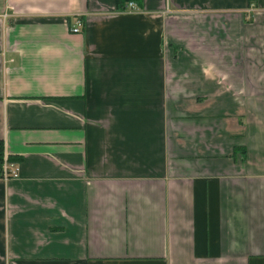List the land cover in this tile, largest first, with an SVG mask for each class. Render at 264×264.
Returning <instances> with one entry per match:
<instances>
[{
	"label": "crops",
	"instance_id": "obj_1",
	"mask_svg": "<svg viewBox=\"0 0 264 264\" xmlns=\"http://www.w3.org/2000/svg\"><path fill=\"white\" fill-rule=\"evenodd\" d=\"M136 6L0 0V264H264V0Z\"/></svg>",
	"mask_w": 264,
	"mask_h": 264
},
{
	"label": "trees",
	"instance_id": "obj_2",
	"mask_svg": "<svg viewBox=\"0 0 264 264\" xmlns=\"http://www.w3.org/2000/svg\"><path fill=\"white\" fill-rule=\"evenodd\" d=\"M130 2L139 4L141 0H116L117 9L120 11H125ZM19 158H15L5 153V147L3 141H0V179H3L5 176V166L8 164H18Z\"/></svg>",
	"mask_w": 264,
	"mask_h": 264
},
{
	"label": "built area",
	"instance_id": "obj_3",
	"mask_svg": "<svg viewBox=\"0 0 264 264\" xmlns=\"http://www.w3.org/2000/svg\"><path fill=\"white\" fill-rule=\"evenodd\" d=\"M138 7L134 2H131L127 5L126 11L133 12L136 11ZM83 23L80 18L76 19L75 25L71 27V32L73 34H81L82 33ZM19 177V168L16 164H8L5 166V180L17 179Z\"/></svg>",
	"mask_w": 264,
	"mask_h": 264
}]
</instances>
